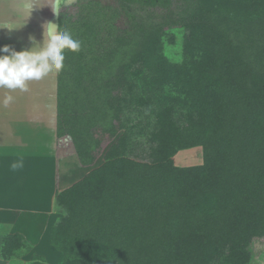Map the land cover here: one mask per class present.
<instances>
[{"label": "trees", "instance_id": "1", "mask_svg": "<svg viewBox=\"0 0 264 264\" xmlns=\"http://www.w3.org/2000/svg\"><path fill=\"white\" fill-rule=\"evenodd\" d=\"M124 1L119 13L79 0L73 14L61 0L59 27L81 48L66 52L58 73L57 135L71 138L84 167L104 137L117 138L102 164L56 194L65 215L51 244L62 264H247L264 237V0L190 1V14L167 22L188 30L178 64L160 53L165 24L154 9ZM122 12L143 28L120 29ZM136 64L157 72L145 89L177 84L187 99L179 112L156 101L147 161L131 155L140 124L123 113L127 103L149 106L125 89ZM195 146L202 164H174L177 151ZM27 248L19 233L6 235L1 255L11 264ZM38 261L28 264H46Z\"/></svg>", "mask_w": 264, "mask_h": 264}, {"label": "crops", "instance_id": "2", "mask_svg": "<svg viewBox=\"0 0 264 264\" xmlns=\"http://www.w3.org/2000/svg\"><path fill=\"white\" fill-rule=\"evenodd\" d=\"M57 2L0 0V25L17 28L0 30V47L11 45L17 51L31 47L30 35L42 41V25L52 22L51 6ZM57 92L58 73L53 72L30 82L27 92H11L15 99L8 107L0 105V264H7L1 255L3 239L15 233L48 262H60L61 253L50 240L57 218L55 198L61 190L59 164L61 160L66 165L77 153L69 139L57 135ZM6 94L9 90L0 88V100Z\"/></svg>", "mask_w": 264, "mask_h": 264}, {"label": "rangeland", "instance_id": "3", "mask_svg": "<svg viewBox=\"0 0 264 264\" xmlns=\"http://www.w3.org/2000/svg\"><path fill=\"white\" fill-rule=\"evenodd\" d=\"M98 1L102 5H108L112 8H118L119 13L123 8V4H125L124 0H95ZM141 1V0H140ZM154 1V2H153ZM156 1V2H155ZM142 0V4H146L150 6L148 9L152 11L154 9V13H152L153 18L156 17L161 23L163 22L165 26L163 29L165 32L162 34V49L160 53L163 54L169 61L172 63L178 64L184 60V49L183 43L185 40V36L188 32L187 28L184 27L181 23H171L168 25L167 22L169 19H179L183 14H190V11L194 10V2H198L199 0ZM63 2L61 3L62 6ZM79 0H68L66 5L67 8L70 10L71 13H77L79 9ZM133 8H137L138 3H130ZM66 8V9H67ZM76 16H73L75 19ZM172 17V18H171ZM150 22V21H149ZM120 29L123 28H133L135 31H140L143 28L141 18H128L127 15L122 14L116 20L115 23ZM139 37L142 39L141 35ZM150 56V54H149ZM136 67V69L134 68ZM126 66V70H127ZM139 69V70H138ZM128 76V84L126 86V90L129 92L131 90L132 97H135L136 100L144 99L148 102L149 106L145 104H140L137 102L138 105L135 107V103L124 104L123 113H125V117H129L133 123L140 124V128L135 129V136L133 141L136 139V145L133 147V153L131 151V155L137 159L147 161L149 147L151 142L149 137L151 136V132H154L157 124L155 123L156 117L154 112V107L157 105L158 99L160 100V104L165 103L166 106L172 105L174 107V112L184 111L187 108V99L182 96L178 92L177 84H172L171 86L163 83L162 86L154 85L151 88L145 89V81L146 80H153V78L157 77V72L151 69V66L148 65H134L131 69L127 70L126 72ZM156 88V89H155ZM145 89V91H144ZM134 92V93H133ZM131 95L127 94V97L130 98ZM156 102V103H155ZM149 107V108H148ZM128 110L126 111V109ZM132 108V110L130 109ZM134 119V120H133ZM123 132V129L120 130L119 135ZM117 137L110 139L108 136L104 137L100 149L96 152V161L90 167H84L78 161V155L71 154L69 157V161H66V165L61 163L60 160L59 164V172L61 178V186L58 192L64 191V189L70 187L76 181L80 180L85 174H87L92 168H95L103 163L104 161V153L110 146V144L116 140ZM61 139V138H60ZM62 140V139H61ZM61 140H57L56 145L61 144ZM173 161L176 166L180 167H188V166H195L202 164L203 162V147L202 146H195L187 149H182L177 151V153L173 156ZM65 165V166H64ZM72 170V171H71ZM71 171V172H70ZM67 173L69 175H67ZM57 192V193H58ZM54 211L57 216L56 221L54 224L58 223V221L65 215V211L62 207H59L57 203V199L55 200L54 204ZM53 224V225H54ZM60 262L58 263H50L48 260L42 256L38 255L32 248L24 251L20 254L17 259L10 260L11 264H28L31 261H41L45 262L46 264H62L64 261V256L62 251ZM38 261V262H39ZM247 264H264V237L260 239H256L252 246V257Z\"/></svg>", "mask_w": 264, "mask_h": 264}, {"label": "clouds", "instance_id": "4", "mask_svg": "<svg viewBox=\"0 0 264 264\" xmlns=\"http://www.w3.org/2000/svg\"><path fill=\"white\" fill-rule=\"evenodd\" d=\"M51 9L53 14L59 15V6H51ZM42 27L43 40L38 41L35 36L30 35L31 47L20 51L11 45L0 47V88L9 90V94L0 100V105L8 107L14 102L15 97L11 92H27L30 82L40 81L53 72H61L66 52L80 50L81 41L75 39L71 32L62 30L50 21H46ZM3 29L9 32L17 30L10 24L0 25V30Z\"/></svg>", "mask_w": 264, "mask_h": 264}, {"label": "water", "instance_id": "5", "mask_svg": "<svg viewBox=\"0 0 264 264\" xmlns=\"http://www.w3.org/2000/svg\"><path fill=\"white\" fill-rule=\"evenodd\" d=\"M56 6H59V15H55V14H53L54 16H53V18H52V23H54V24H56L57 26H59V16H60V11L62 10V6H61V0H58V2H57V4L56 5H54V7H56ZM66 139H69L71 142H72V140H71V138L69 137V136H66L65 137ZM73 144V143H72ZM74 146V145H73ZM75 148V147H74ZM76 151V150H75Z\"/></svg>", "mask_w": 264, "mask_h": 264}]
</instances>
